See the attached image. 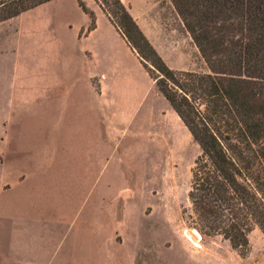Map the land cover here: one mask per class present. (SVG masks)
Wrapping results in <instances>:
<instances>
[{"label": "crops", "instance_id": "obj_1", "mask_svg": "<svg viewBox=\"0 0 264 264\" xmlns=\"http://www.w3.org/2000/svg\"><path fill=\"white\" fill-rule=\"evenodd\" d=\"M81 1L94 13L91 31L77 0H52L0 23L25 24L0 51V66L10 65L7 76L0 67V85L6 77L11 84L8 111L0 94V264H115L108 250L117 241L103 239V192L117 197V169L136 165L128 153L141 150L161 114L148 98H164L108 17ZM120 1L158 54L174 49L171 36H155L153 0ZM23 113L45 128L44 143L27 152L7 139Z\"/></svg>", "mask_w": 264, "mask_h": 264}, {"label": "trees", "instance_id": "obj_2", "mask_svg": "<svg viewBox=\"0 0 264 264\" xmlns=\"http://www.w3.org/2000/svg\"><path fill=\"white\" fill-rule=\"evenodd\" d=\"M49 1L8 0L0 23ZM107 1L100 9L151 62L156 76L144 69L200 149L188 195L197 225L245 252L253 227L264 235V0H172L207 73L169 68L122 2ZM77 2L93 30L94 13Z\"/></svg>", "mask_w": 264, "mask_h": 264}, {"label": "rangeland", "instance_id": "obj_3", "mask_svg": "<svg viewBox=\"0 0 264 264\" xmlns=\"http://www.w3.org/2000/svg\"><path fill=\"white\" fill-rule=\"evenodd\" d=\"M7 1L0 0V6ZM93 1V6L99 7L104 0ZM153 2L157 5L156 24L153 23L157 40L171 36L175 45L163 56L154 48L160 58L176 71L207 73L198 50L187 44L186 30L173 1ZM107 5L112 9V0H108ZM14 26L21 31L25 28L22 20L0 28V51H8L15 44L20 31L13 32ZM140 59L152 76H156L151 62ZM9 66V61L0 66L6 76ZM4 80L0 94L8 111L11 84L8 77ZM152 95L148 99L155 116L159 110L163 116L158 113L149 133L146 129L141 150L137 146V150L128 153V159L136 165L117 169L118 179L111 183V195L117 191V197L109 199L103 192V239H112L118 244L116 248L105 250L112 251L115 264H126L124 259L127 264H264V235L257 227L248 234L245 252L234 250L220 236L200 230L188 197L191 170L200 149L164 100ZM15 123L16 136L12 130L7 139L16 137L23 152H27L32 144L44 143V119L23 113ZM3 136L0 129V138ZM184 230L198 233L200 247H194L185 239Z\"/></svg>", "mask_w": 264, "mask_h": 264}, {"label": "bare ground", "instance_id": "obj_4", "mask_svg": "<svg viewBox=\"0 0 264 264\" xmlns=\"http://www.w3.org/2000/svg\"><path fill=\"white\" fill-rule=\"evenodd\" d=\"M183 236L185 237V239L191 243L194 247L198 248L200 247V236L198 235V233H196V231L192 230V231H183Z\"/></svg>", "mask_w": 264, "mask_h": 264}]
</instances>
